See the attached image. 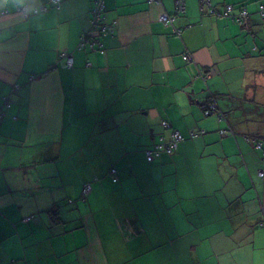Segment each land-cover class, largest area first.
Listing matches in <instances>:
<instances>
[{
  "label": "crops",
  "instance_id": "0c3cea01",
  "mask_svg": "<svg viewBox=\"0 0 264 264\" xmlns=\"http://www.w3.org/2000/svg\"><path fill=\"white\" fill-rule=\"evenodd\" d=\"M104 1L80 50L91 0H0V264H264L261 0ZM163 121L184 140L148 162Z\"/></svg>",
  "mask_w": 264,
  "mask_h": 264
},
{
  "label": "built area",
  "instance_id": "2783aa9c",
  "mask_svg": "<svg viewBox=\"0 0 264 264\" xmlns=\"http://www.w3.org/2000/svg\"><path fill=\"white\" fill-rule=\"evenodd\" d=\"M53 3L60 7L61 0H52ZM150 3L154 4H161V0H148ZM200 3V10L201 12H205L211 15H218V16H231L234 20L242 22L244 18H247L249 16L248 11L246 8L241 7L240 12L238 14L232 15V11H234V5L227 4L225 7L224 12H220L216 10L215 6L212 3V0H198ZM94 6L91 9V23L92 26L88 32L82 34L81 40L78 46V49L82 50L86 45H90L91 48H94L96 45L102 50L103 44L100 42V36L113 34L115 32L114 29V23H107L105 21V1L104 0H93ZM175 6H176V12L177 14H183L186 12V0H175ZM47 8H35V13H40L41 11H45ZM261 13L264 14V3L260 5ZM24 16L28 17L30 15V12L26 7L23 8ZM175 19V16H172L168 13H165L161 16V20L164 23L165 26H170L173 24ZM175 34L180 35L182 30L181 29H175ZM186 60H190V57L188 54L184 56ZM65 59L66 64L68 67L73 66L74 64V58L72 54L69 53H61L59 55V60ZM215 109V106L212 107ZM3 115V112L0 111V118ZM162 125L165 129L168 130L169 135H161L159 138V141L155 145L153 149H148L146 151L147 160L149 162L155 161L157 158H160V156L163 153L167 154H173L177 149L179 144L184 140L183 134L178 130L172 127V125L167 122L163 121ZM197 134L193 133L192 137H196ZM255 146L258 149L263 150V142L257 138H252ZM113 173L115 170L112 171ZM260 176L264 178V169L260 171ZM113 181H117L116 176H114ZM91 187L89 185H86L85 192H90ZM262 225L264 226V220L262 222Z\"/></svg>",
  "mask_w": 264,
  "mask_h": 264
},
{
  "label": "trees",
  "instance_id": "16d2710c",
  "mask_svg": "<svg viewBox=\"0 0 264 264\" xmlns=\"http://www.w3.org/2000/svg\"><path fill=\"white\" fill-rule=\"evenodd\" d=\"M91 9L93 8V6H94V3H93V0H91ZM262 3H264V0H261L260 2H259V4H258V8H257V13H258V15H260L261 17H264V14H262L261 13V10H260V5L262 4ZM226 7V6H225ZM235 7V6H234ZM245 8V7H244ZM240 8L238 9V11H236V12H234V11H232L231 13H232V15H235V14H238L239 12H240ZM248 11V14H249V16L247 17V18H244L243 20H242V22H240L241 24H245V23H247L250 19H251V17H252V14H251V12L249 11V10H247ZM224 12V11H223ZM234 12V13H233ZM90 14H91V10H90ZM228 17V16H227ZM231 17V16H230ZM233 19V18H232ZM234 20V19H233ZM236 21V20H235ZM237 22H239V21H237ZM61 54V53H60ZM59 54V55H60ZM59 55H58V59H59ZM11 105H12V100L10 99V96H4L3 97V102H2V104H1V106H0V111H2L3 112V115L1 116V118H0V126H1V123H2V121H3V119L6 117V114H7V110L11 107ZM16 117H14V119H15ZM174 128V127H173ZM176 129V128H175ZM166 130V134H165V136H168L169 135V132H168V130L167 129H165ZM258 139V138H257ZM157 143H155L154 144V146L152 147V149L155 147V145H156ZM148 149H146L145 150V153H146V151H147ZM177 151V150H176ZM175 151V152H176ZM147 157V156H146ZM158 159V158H157ZM156 159V160H157ZM149 162V161H148ZM154 162V161H153ZM113 170H115V172L113 173L112 171ZM109 175L111 176V178H113L114 176H116V178H117V181L119 180V178H118V170L115 168V167H111L110 168V170H109ZM113 180V179H112ZM116 181V182H117ZM115 182V181H114ZM85 188H86V185L83 187V190H82V194H81V200H83V201H85L86 200V198H87V196H88V194L90 193V192H85Z\"/></svg>",
  "mask_w": 264,
  "mask_h": 264
}]
</instances>
